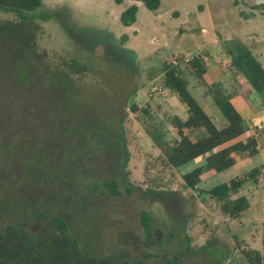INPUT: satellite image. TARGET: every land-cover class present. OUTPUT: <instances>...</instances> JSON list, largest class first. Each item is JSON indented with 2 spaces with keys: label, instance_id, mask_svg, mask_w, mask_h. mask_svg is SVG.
<instances>
[{
  "label": "rangeland",
  "instance_id": "1",
  "mask_svg": "<svg viewBox=\"0 0 264 264\" xmlns=\"http://www.w3.org/2000/svg\"><path fill=\"white\" fill-rule=\"evenodd\" d=\"M159 1L157 10H149L137 0H43L38 9L21 15L0 10L2 89L19 86V95L36 98L45 81L62 88L66 82L58 78L61 72L78 64L76 72L67 69L64 73L91 104L88 135L105 155L101 169L89 173L99 189L89 194L81 190L75 214L68 207L62 214L79 255L47 222L21 217L27 231L40 233L33 240L12 228L0 213V264H38L31 256L35 247L40 258L47 254L43 264H58L62 258L66 264L117 260L131 264H247L240 250L264 254L263 176L256 183L248 180L242 185L234 198L247 197L250 208L240 219L231 220L221 213L217 199L199 195L181 180L202 159L180 168L169 167L129 111L131 100L138 108L149 104L154 120L173 144L175 131L170 129V120L174 116L184 119L186 112L177 95L163 88L162 65L184 62L199 53L209 57L206 66L211 71L221 67L227 74L222 82L228 97L239 96L230 88L233 74L227 66L232 56L243 51L264 66V2L258 0L259 6L252 9L247 0ZM132 5L137 6L136 21L123 26L120 15ZM226 52L230 54L222 55ZM37 73H46L47 80ZM27 74L34 80L31 84L25 80ZM189 80L188 91L219 128L223 119L211 98L204 97L195 78ZM0 94L15 98L10 91L0 90ZM249 100L256 102L255 95H249ZM81 138L86 145L84 136ZM233 159V168L204 181L200 188L242 178L253 164L251 159L240 160V155ZM4 161L0 153V182L6 180ZM112 180L118 196L101 185ZM29 183L35 192L46 188L39 179ZM21 201H14V217L19 215L17 204L25 203ZM142 211L149 216L150 240L140 223Z\"/></svg>",
  "mask_w": 264,
  "mask_h": 264
},
{
  "label": "trees",
  "instance_id": "2",
  "mask_svg": "<svg viewBox=\"0 0 264 264\" xmlns=\"http://www.w3.org/2000/svg\"><path fill=\"white\" fill-rule=\"evenodd\" d=\"M137 1L149 10H157L160 5L159 0ZM247 1L252 7L259 6L258 0ZM42 2L43 0H0V10L21 15L35 11ZM136 12V5L127 8L120 15L121 24L130 26L135 23ZM71 66H66L64 70L76 72L79 65L74 63L73 69ZM230 68L243 79L256 96L258 107L264 108V69L261 64L249 52L243 51L232 56ZM64 70L58 78L66 84L60 88L59 84L50 85L45 81L39 88L40 96L36 98L32 94L19 95V86H11L10 89L3 90L2 84L0 85V90L10 91L15 96L11 99L7 95L0 94L2 100L0 102V153L5 157L2 163L6 179L0 182V213L8 220L12 228L20 233L25 232L27 238L33 240H36L40 233L38 235L27 231L21 222L23 216H31L34 223L47 222L56 235L67 241L73 252L79 255L77 242L71 236L62 214L66 207L70 209L71 214H75L81 190L89 194L90 191L94 193L99 189L96 180L90 177L89 173L95 174L96 170L101 169L102 157L105 155L99 147L96 148L97 146L88 135L91 104L80 95L83 91L74 86L71 78L66 79ZM45 74L37 73V77L43 80L47 75ZM162 74L163 88L176 94L186 107L184 119L174 116L170 120V129L175 131L173 144L166 140V134L154 120L149 104L138 108V105L131 100L129 111L134 115V120L141 130L163 154L169 167L180 168L202 159L197 167L181 175L182 182L199 195L205 194L212 199H217L224 216L231 220L240 219L243 213L249 210L250 203L245 196L237 198L234 196L248 180L256 183L262 175L264 178V166H255L242 178L228 180L211 189L200 188L205 181L201 178L209 172L218 175L231 169L235 165L234 154H246L254 159L259 154L256 139L254 137L242 139L249 128L231 103L221 82L209 74L206 62L200 59L188 62L177 61L176 64L164 62ZM49 76L58 81L53 74ZM188 76L195 78L198 86L204 90V97L211 98L213 107L222 116L223 123L219 128L188 91L190 85ZM25 80L28 84L34 81L32 78L29 79L28 74ZM191 131L202 132L197 135H188L187 132ZM82 136L85 138L86 145H82L85 143ZM42 167L46 169L43 171ZM34 179L44 182L46 188L41 192H35L34 187L29 183ZM101 185L109 191L110 195H119L114 180L103 181ZM16 199L20 202L24 199L25 203L17 204L19 215L14 217L12 207L15 208ZM140 223L146 239L150 240L152 228L145 211L140 213ZM261 241L264 245V234ZM17 243L22 244V242ZM37 250L35 247L31 255L34 261L38 264L47 262V254H43L40 258ZM35 253L38 257H35ZM240 254L247 264H264V254L258 251L244 248L240 250ZM14 262L20 263V259ZM8 264H12V261ZM58 264L66 263L62 258L58 260ZM111 264L131 263L126 260H117Z\"/></svg>",
  "mask_w": 264,
  "mask_h": 264
},
{
  "label": "crops",
  "instance_id": "3",
  "mask_svg": "<svg viewBox=\"0 0 264 264\" xmlns=\"http://www.w3.org/2000/svg\"><path fill=\"white\" fill-rule=\"evenodd\" d=\"M250 7L252 9L255 8L252 7L251 5ZM224 54L228 55L230 53L227 52L222 53V55ZM261 66L264 69V66L262 64ZM227 68L228 70L227 69L226 70L233 74V76L230 75V77L233 78V82H231L230 88H232L231 90H235L239 93V96L230 99V101L233 104V106L237 109L243 120L247 123V125L249 124L248 126L249 131L247 132L246 135L242 137V139L246 137H254L257 141V146H258L257 149L259 151L258 156H256L254 159L249 158L246 154H240V160L251 159V162L253 163L252 166H250V168L245 171L244 175H246L253 167L264 166V108L258 107V101L256 96H255L256 102L249 100V95L253 94V92H251L250 88L245 84L243 79L233 69L230 68V64L227 66ZM208 70H209V74L217 78L221 82L223 87L222 78L224 77V80L227 79V74L221 69V67H216L212 71L211 69L208 68ZM185 112H186V107H185ZM200 132L202 131H191L187 133L188 135H197ZM233 156H235V154ZM213 176L216 175H214L212 172H209L205 174L201 179L206 181Z\"/></svg>",
  "mask_w": 264,
  "mask_h": 264
},
{
  "label": "built area",
  "instance_id": "4",
  "mask_svg": "<svg viewBox=\"0 0 264 264\" xmlns=\"http://www.w3.org/2000/svg\"><path fill=\"white\" fill-rule=\"evenodd\" d=\"M183 58H184V57H183ZM193 59H200V60L203 61V62L208 61V57H207V56H205V55L201 56L200 53H199V54H197V55H195V56H192V57H190V58H185V59H184V62H188V61L193 60ZM176 62H177V61L174 60V61H172L171 63H172V64H176ZM153 90H155V87L152 88V91H153Z\"/></svg>",
  "mask_w": 264,
  "mask_h": 264
},
{
  "label": "flooded vegetation",
  "instance_id": "5",
  "mask_svg": "<svg viewBox=\"0 0 264 264\" xmlns=\"http://www.w3.org/2000/svg\"><path fill=\"white\" fill-rule=\"evenodd\" d=\"M105 45H106V44H105V42H104V43H103V46H105ZM73 65H74V63H73V64H72V66H71V67H72V69H73Z\"/></svg>",
  "mask_w": 264,
  "mask_h": 264
}]
</instances>
